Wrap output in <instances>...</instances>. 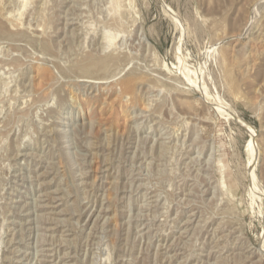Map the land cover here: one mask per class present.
<instances>
[{
    "label": "rangeland",
    "instance_id": "374dc122",
    "mask_svg": "<svg viewBox=\"0 0 264 264\" xmlns=\"http://www.w3.org/2000/svg\"><path fill=\"white\" fill-rule=\"evenodd\" d=\"M22 1L0 264H264V0Z\"/></svg>",
    "mask_w": 264,
    "mask_h": 264
},
{
    "label": "bare ground",
    "instance_id": "6f19581e",
    "mask_svg": "<svg viewBox=\"0 0 264 264\" xmlns=\"http://www.w3.org/2000/svg\"><path fill=\"white\" fill-rule=\"evenodd\" d=\"M24 1V3L22 4V5H24L25 7H26V5L28 4V2H27V0H23ZM22 1V2H23ZM42 4V3H41ZM44 6H45V4H44ZM23 7V6H22ZM24 8V7H23ZM21 14V13H20ZM32 14V13H31ZM33 15V14H32ZM34 17V16H33ZM9 20V19H8ZM18 21V20H17ZM9 22V21H8ZM21 24V23H20ZM26 23H24V25H25ZM30 24V23H29ZM14 25H15V23H14ZM21 26V25H20ZM19 27V26H18ZM30 27V26H29ZM30 31V30H29ZM105 33H104V36H103V39H105V42H106V44H107V46H108V44L110 45V43H113V41L115 40V38H116V36L112 33V32H110L109 30H105L104 31ZM2 51V50H1ZM50 104V103H49ZM3 229V228H2Z\"/></svg>",
    "mask_w": 264,
    "mask_h": 264
}]
</instances>
